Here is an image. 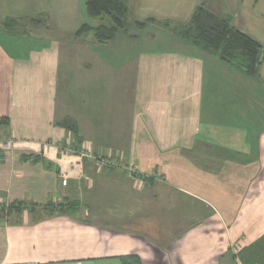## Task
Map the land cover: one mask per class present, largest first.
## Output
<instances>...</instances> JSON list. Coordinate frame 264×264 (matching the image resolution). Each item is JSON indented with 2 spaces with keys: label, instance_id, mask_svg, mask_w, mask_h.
<instances>
[{
  "label": "crops",
  "instance_id": "1",
  "mask_svg": "<svg viewBox=\"0 0 264 264\" xmlns=\"http://www.w3.org/2000/svg\"><path fill=\"white\" fill-rule=\"evenodd\" d=\"M85 2L0 0L26 27L0 28V264H264V58L169 28L204 6L264 46V0H126L141 29L105 43Z\"/></svg>",
  "mask_w": 264,
  "mask_h": 264
},
{
  "label": "trees",
  "instance_id": "2",
  "mask_svg": "<svg viewBox=\"0 0 264 264\" xmlns=\"http://www.w3.org/2000/svg\"><path fill=\"white\" fill-rule=\"evenodd\" d=\"M85 6L90 19L104 20L107 18L110 25L101 24L92 28L84 24L76 35L80 36L93 31L100 43L114 40L127 19L126 0H86ZM181 27L182 29L176 31L177 34L194 47L217 57L248 77L258 75L264 58V46L234 27L229 19L200 6L190 21ZM63 125L73 132L76 131L72 124L64 122ZM125 259L131 264H140V259L136 256H129Z\"/></svg>",
  "mask_w": 264,
  "mask_h": 264
},
{
  "label": "rangeland",
  "instance_id": "3",
  "mask_svg": "<svg viewBox=\"0 0 264 264\" xmlns=\"http://www.w3.org/2000/svg\"><path fill=\"white\" fill-rule=\"evenodd\" d=\"M81 1H83V3H84L85 0H81ZM81 8H84V4H82ZM126 21H127V19H126ZM101 24H106L108 26L110 25L109 24V20L107 18H105L104 20L103 19L102 20L101 19H92L91 22H90V24H88V25L91 26L92 28H96V27L100 26ZM0 28H1V31L2 32H7V30L10 29V31H18L19 30V33L21 32V29H26L25 26H20V25L15 26L13 24V22L12 23L7 22V23L1 25ZM136 28L135 27H130V25H128L127 23H125L124 26H123V28L118 32L117 36H120L122 33H125V34H127L126 36H128V38H130L131 37V34H132L131 33L132 30H134V32H135L136 30L141 29L140 27L137 28V29ZM169 28H170V30H172L176 34H177L176 31L178 29H182V27L181 28L180 27L179 28H176V27H172V26L169 27ZM159 31L160 30H156V31H152V32H149V33H146V34L144 33V34L146 35V38L151 39V37H149V36H151L152 34H158ZM93 34H95V33L93 32ZM138 34H140L141 39L140 40L137 39L138 41H136L135 49L140 48V50H141V49H147V47H149V48L154 47L155 49H161L162 47L165 48L168 45V44H161V43H163V39L162 40L157 39L156 41H158V42H155L154 43V46H151V45L149 46L148 44L146 45L144 43L143 34L140 33V32ZM88 36H91V35H87V37ZM117 36H116V38H117ZM114 40H112L111 42H113ZM93 43H94V41H93ZM18 209L22 210V208H19V207H18ZM16 211H17V209H16ZM10 212H11V208H7V213L9 214ZM40 212H42L43 215H45V217H46V216H52L55 213H58V214L60 213L61 214L63 211L58 206L56 207L55 205H52L51 204V205L47 206V208H44L43 210H41ZM21 213H22V215H23V213H27L29 219H32V217H34L36 215L35 214L36 211L34 212V208H32V207H26V208H24ZM15 217H17V216H15ZM13 221H14L15 224L19 223V221H20V223H21V221L23 223V217L19 221L17 219H14Z\"/></svg>",
  "mask_w": 264,
  "mask_h": 264
},
{
  "label": "built area",
  "instance_id": "4",
  "mask_svg": "<svg viewBox=\"0 0 264 264\" xmlns=\"http://www.w3.org/2000/svg\"><path fill=\"white\" fill-rule=\"evenodd\" d=\"M5 143H6L7 145H10V146H13V145L15 144L14 141L11 140V139H7V141H5ZM101 161H102V163H105L106 165H112V164H113V163L110 162L109 160H101ZM63 184L66 185V184H67V180H64V181H63Z\"/></svg>",
  "mask_w": 264,
  "mask_h": 264
}]
</instances>
